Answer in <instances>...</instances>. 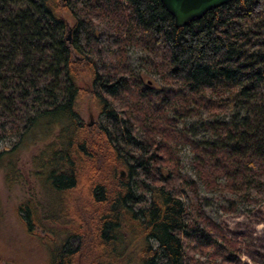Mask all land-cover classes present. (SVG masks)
Returning <instances> with one entry per match:
<instances>
[{
    "label": "trees",
    "instance_id": "1",
    "mask_svg": "<svg viewBox=\"0 0 264 264\" xmlns=\"http://www.w3.org/2000/svg\"><path fill=\"white\" fill-rule=\"evenodd\" d=\"M128 47L164 88L134 78ZM81 99L100 122L80 121ZM200 115L212 120L201 142L165 132ZM165 133L194 154L204 191L264 205V0H232L181 28L159 0H0V141L12 140L0 171L13 185L16 156L41 145L31 167L62 230L42 227L30 200L16 213L28 232L64 235L47 264L238 262Z\"/></svg>",
    "mask_w": 264,
    "mask_h": 264
},
{
    "label": "rangeland",
    "instance_id": "2",
    "mask_svg": "<svg viewBox=\"0 0 264 264\" xmlns=\"http://www.w3.org/2000/svg\"><path fill=\"white\" fill-rule=\"evenodd\" d=\"M125 58L126 68L134 78L142 82L143 86H148L151 90L164 88L154 72L143 66L144 55L138 48L128 47ZM83 83L84 81L80 82L79 86ZM151 94L154 95L155 92L152 91ZM156 95L159 97V94ZM75 109L83 124L90 125L100 122L91 100H78ZM211 121L203 115L177 120L175 124H169V129L165 132H169L171 128L176 134L185 133L188 139L201 142L207 138L204 127ZM165 134L173 141V143H167L173 147L180 174L197 184L199 203L204 213L221 228L229 239L238 243L236 264H264V205L258 209L246 206L235 197L222 193L220 190L204 191L192 170L194 154L190 152L188 146L181 144V140H177L173 146L176 135ZM10 141L12 140L0 141V151L7 149ZM40 147L41 145L31 147L16 156V170L20 179L13 185L7 186L3 182L0 171V264H47L49 250L47 246L50 245L53 237H56V242L59 241L58 236L61 239L64 238L62 233L52 235L39 227H33L30 232L26 231L21 215L18 216L16 213L18 205L30 200L38 209V217L41 220L45 217L48 221V223L41 221L42 227L62 230L60 222L54 225V221L47 217L49 215H45L47 209L53 211L55 198L43 188L40 180L34 176V170L31 167V157L36 155ZM78 200L79 202L81 200V206L90 207L85 199L78 198ZM76 243L75 238H68L64 247L71 250L76 248ZM77 264H83V260L78 258Z\"/></svg>",
    "mask_w": 264,
    "mask_h": 264
},
{
    "label": "water",
    "instance_id": "3",
    "mask_svg": "<svg viewBox=\"0 0 264 264\" xmlns=\"http://www.w3.org/2000/svg\"><path fill=\"white\" fill-rule=\"evenodd\" d=\"M162 7L171 16L174 27L181 28L190 21L201 18L205 13L223 6L232 0H159ZM69 33L65 40L69 41ZM122 175V174H121Z\"/></svg>",
    "mask_w": 264,
    "mask_h": 264
}]
</instances>
